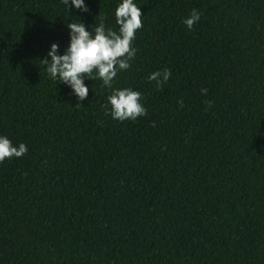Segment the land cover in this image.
I'll return each instance as SVG.
<instances>
[{
	"label": "trees",
	"instance_id": "trees-1",
	"mask_svg": "<svg viewBox=\"0 0 264 264\" xmlns=\"http://www.w3.org/2000/svg\"><path fill=\"white\" fill-rule=\"evenodd\" d=\"M84 2L0 0V135L28 148L0 163V264H264V0H133L112 89L147 115L123 122L101 80L78 101L40 62L70 22L118 31L122 0Z\"/></svg>",
	"mask_w": 264,
	"mask_h": 264
},
{
	"label": "clouds",
	"instance_id": "clouds-1",
	"mask_svg": "<svg viewBox=\"0 0 264 264\" xmlns=\"http://www.w3.org/2000/svg\"><path fill=\"white\" fill-rule=\"evenodd\" d=\"M66 6L69 0H62ZM71 5L81 11H88L84 0H71ZM200 12L192 9L183 23L191 30L200 19ZM143 16L140 7L133 0H122L115 9L118 31L106 28L101 22L91 30L86 29L82 22H70L66 26L70 29V42L64 54H59V45L52 43L48 58L40 62L46 67V72L52 80H58L69 85L78 101L88 97L89 88L84 81L86 79L101 80L102 86L112 89V82L121 71L131 68V61L135 59L137 49L133 46L136 32L143 27ZM172 75L170 68L155 71L148 77L156 82L158 90H163ZM207 88H201V94L206 95ZM142 93L131 87L112 89L107 97L110 109L106 107V113L114 120H136L147 115V108L141 103ZM183 107V100L178 102ZM211 107L212 102H204ZM77 105H82L77 103ZM76 105V106H77ZM28 148L24 143L14 146L7 137L0 135V163L5 159L20 158L26 155Z\"/></svg>",
	"mask_w": 264,
	"mask_h": 264
}]
</instances>
